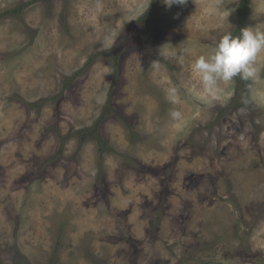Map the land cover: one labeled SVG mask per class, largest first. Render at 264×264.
Instances as JSON below:
<instances>
[{
    "label": "rangeland",
    "instance_id": "1",
    "mask_svg": "<svg viewBox=\"0 0 264 264\" xmlns=\"http://www.w3.org/2000/svg\"><path fill=\"white\" fill-rule=\"evenodd\" d=\"M244 1L0 0V264H264V53L191 70Z\"/></svg>",
    "mask_w": 264,
    "mask_h": 264
},
{
    "label": "clouds",
    "instance_id": "2",
    "mask_svg": "<svg viewBox=\"0 0 264 264\" xmlns=\"http://www.w3.org/2000/svg\"><path fill=\"white\" fill-rule=\"evenodd\" d=\"M168 7L172 5H183L186 0H164ZM217 10V9H214ZM223 14V13H221ZM230 15V12L228 13ZM264 23L255 27H245L239 35H233L229 30L214 42L207 54H201L191 64V70L200 80L203 94L207 98L215 99L221 92L219 84L231 83L234 78L239 77L244 81H255L261 69L257 66L258 57L264 53ZM188 48L183 49L182 54L173 51L179 63L183 64L184 54L189 53ZM168 99L177 103V92L175 88L168 90ZM247 103V101H243ZM173 119H179L181 113L172 111Z\"/></svg>",
    "mask_w": 264,
    "mask_h": 264
},
{
    "label": "trees",
    "instance_id": "3",
    "mask_svg": "<svg viewBox=\"0 0 264 264\" xmlns=\"http://www.w3.org/2000/svg\"><path fill=\"white\" fill-rule=\"evenodd\" d=\"M248 5V0H245L243 3L240 4V8H239V11L237 12V14L240 16V18L242 19L243 17V13H244V10H245V7ZM244 7V8H243ZM248 10H246L245 12H247ZM238 28L237 30L235 31V35H239V32L240 30L243 28V21H240L238 23Z\"/></svg>",
    "mask_w": 264,
    "mask_h": 264
}]
</instances>
